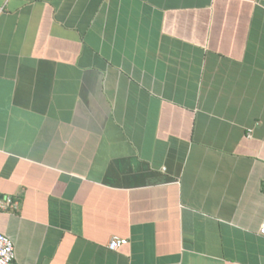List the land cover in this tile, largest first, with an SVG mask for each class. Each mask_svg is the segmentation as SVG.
I'll return each instance as SVG.
<instances>
[{
    "label": "crops",
    "instance_id": "1",
    "mask_svg": "<svg viewBox=\"0 0 264 264\" xmlns=\"http://www.w3.org/2000/svg\"><path fill=\"white\" fill-rule=\"evenodd\" d=\"M6 197L13 264H264V0H0Z\"/></svg>",
    "mask_w": 264,
    "mask_h": 264
},
{
    "label": "built area",
    "instance_id": "2",
    "mask_svg": "<svg viewBox=\"0 0 264 264\" xmlns=\"http://www.w3.org/2000/svg\"><path fill=\"white\" fill-rule=\"evenodd\" d=\"M16 209H17V202H15L11 197H6L0 200L1 211L16 210ZM259 234L262 237H264V222L262 223L259 229ZM126 243H127L126 240L112 239L108 244V248L112 251H117ZM14 259H15V254H14V247L12 242L3 234L0 233V264H13Z\"/></svg>",
    "mask_w": 264,
    "mask_h": 264
}]
</instances>
